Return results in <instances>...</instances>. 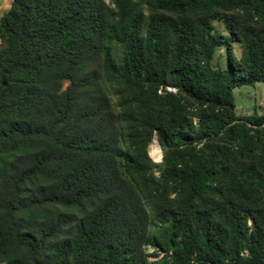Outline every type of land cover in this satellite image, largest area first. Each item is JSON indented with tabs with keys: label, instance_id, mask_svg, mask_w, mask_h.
Returning <instances> with one entry per match:
<instances>
[{
	"label": "trees",
	"instance_id": "16d2710c",
	"mask_svg": "<svg viewBox=\"0 0 264 264\" xmlns=\"http://www.w3.org/2000/svg\"><path fill=\"white\" fill-rule=\"evenodd\" d=\"M260 81L264 0H13L0 264H264Z\"/></svg>",
	"mask_w": 264,
	"mask_h": 264
},
{
	"label": "rangeland",
	"instance_id": "374dc122",
	"mask_svg": "<svg viewBox=\"0 0 264 264\" xmlns=\"http://www.w3.org/2000/svg\"><path fill=\"white\" fill-rule=\"evenodd\" d=\"M13 0H0V18L11 8ZM218 25L219 23L216 22ZM237 54L240 53V46L236 45ZM225 62L224 48L218 49L217 58L215 62ZM234 101L236 104V113L239 116H248L251 114L264 115V82H256L255 84H244L240 88L234 90ZM158 145L155 141H151L149 146L150 156L153 160L158 161L160 157L158 155ZM155 148V149H154ZM155 154L158 156L154 155ZM153 155V156H152ZM155 156V157H154ZM149 251H152L150 248Z\"/></svg>",
	"mask_w": 264,
	"mask_h": 264
},
{
	"label": "bare ground",
	"instance_id": "6f19581e",
	"mask_svg": "<svg viewBox=\"0 0 264 264\" xmlns=\"http://www.w3.org/2000/svg\"><path fill=\"white\" fill-rule=\"evenodd\" d=\"M155 148H157V147H155ZM155 148H154V149H155ZM157 150H158V155H159V149L157 148ZM153 151H154V150H153ZM154 155H155V156H158V155L155 154V151H154ZM152 156H153V155H152ZM155 156H154V157H155Z\"/></svg>",
	"mask_w": 264,
	"mask_h": 264
}]
</instances>
